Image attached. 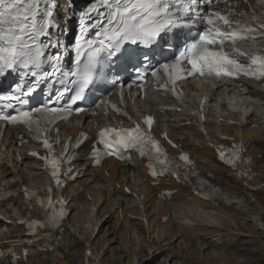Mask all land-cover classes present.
I'll return each mask as SVG.
<instances>
[{"label": "snow or ice", "instance_id": "snow-or-ice-1", "mask_svg": "<svg viewBox=\"0 0 264 264\" xmlns=\"http://www.w3.org/2000/svg\"><path fill=\"white\" fill-rule=\"evenodd\" d=\"M101 7L106 8L105 12H98L97 6L93 4L86 11L80 12L81 20L89 17L92 12H98L96 23L92 27L99 28L94 39L84 40L87 48L84 49L81 41L75 43L77 54L76 68L71 73H63L65 77L69 75L75 77L73 83L78 84L76 94L71 98V105L77 104L84 99L85 89L93 83L98 75L101 57L104 62H113L114 60L131 62L137 57V52L130 45L152 47L165 38L178 26L187 24L189 21L185 16L193 11L197 0H98ZM206 4L212 5L214 0H205ZM261 6H264V0H260ZM41 0H0V75L8 70L19 71L20 68L29 69L23 75L36 76V72L31 68H40L45 53L44 44L38 43L39 37L48 36L49 28L55 24L53 8L55 0H50L47 7L40 8ZM219 3V0H216ZM227 4V0H225ZM73 9L65 7L64 11L70 12ZM43 12L45 19L38 21L37 17ZM246 13L236 12L234 7H227V11H211L206 15H199L197 19L206 25L204 30L193 38L179 52V55L172 64H162L152 75H157L159 71L167 75L168 82L162 85L164 88L171 86L175 91V81L183 78L181 73L187 72L188 76L193 75H215L217 77L237 76L240 74L253 77L264 78V55H253L248 63H241L240 56H246L247 52L237 47L239 42L264 40V22L256 21L255 26L247 25L244 27H233L241 24L242 21L237 16L243 17ZM106 21V24L104 23ZM195 23L196 21H191ZM84 26L81 24V39L84 37ZM102 37V39H99ZM231 42V51H226L224 45ZM55 47L57 45L52 44ZM51 61H59V54L47 57ZM143 59L147 60L145 55ZM187 62L190 66L185 69L182 64ZM136 71L141 73L137 79H142V69ZM49 74H45L47 76ZM54 75V73H52ZM44 77L35 80L28 88V92H23L21 86L16 87L18 95L3 96L0 100L16 101L23 105L26 100L21 96H26L37 88ZM116 81H113L115 83ZM136 81L134 80L133 83ZM63 83V81H61ZM142 87V85H141ZM68 91V89H65ZM63 97V92L57 94V100ZM52 101L31 109V111L18 112L17 115H0V120L11 123H24L30 128L35 127L37 139L40 133L47 131V125L53 123L57 118H63L70 115L71 105L63 108L49 107ZM7 107H13L11 103ZM77 112H83L84 109L77 107ZM145 123L149 129L153 123L151 116L146 117ZM101 142L109 151L106 154L118 155L121 148H138L141 155L156 154V159L162 164L161 157L166 158V154L159 142L154 140L150 134L141 130L137 124L131 129L105 128L99 133ZM86 139V137H85ZM82 142V141H81ZM45 148L52 150V144L47 139L43 141ZM147 149V151H146ZM34 155L36 153H33ZM220 158L225 159L226 163L235 165L240 156L238 151H232L226 159L225 151H220ZM47 159V158H45ZM181 160L191 164L189 157L185 154L180 157ZM98 162V161H97ZM54 177L58 176V160H50ZM166 170V169H162ZM70 171V169H69ZM247 175V173H244ZM153 176L158 175L154 169ZM57 179V183H59ZM63 213H60L62 216ZM57 216L50 218L52 226L57 227ZM39 223V222H37ZM41 227L45 225L41 224ZM90 255V253H89Z\"/></svg>", "mask_w": 264, "mask_h": 264}, {"label": "bare ground", "instance_id": "bare-ground-1", "mask_svg": "<svg viewBox=\"0 0 264 264\" xmlns=\"http://www.w3.org/2000/svg\"><path fill=\"white\" fill-rule=\"evenodd\" d=\"M229 1V3H231L232 0ZM229 3L227 4L228 6L231 5ZM243 4L247 5L248 3L244 0ZM258 4L261 8H264V6H261V2ZM250 91L251 92H248L251 95L257 96L258 100L255 101L258 106L259 103L264 100V92L256 88ZM258 110L260 109L255 107L252 112L254 113ZM187 118L186 115H175L173 121H171L170 118L168 120L173 124H177L185 121ZM262 119H264V117L256 116V114H251L250 116V122L255 123L256 126L263 125L262 128L258 129L247 127L242 132L241 128H239V131L235 128H225L232 129V133H236L237 136H241L244 139L250 154H254V152L257 153L258 150H263L262 152L264 153V121H262ZM211 128H213L211 135L218 137L216 132L218 126L213 124ZM182 135L185 136V139L180 140V142L189 146L190 149L194 151V158L198 160L202 169L208 173L209 178L216 184L222 186L226 194L238 198L240 205L238 207H236V204L231 207H220L213 205L211 202L199 201L197 199L199 197L196 198L195 195L192 194L191 187L183 188L185 193L173 198L171 201L161 202L155 196V190L157 188L145 183V179H147L146 174L143 172V169H140V185L138 187L141 188L137 193L139 195L140 192H143L145 194L144 201L147 202V205L143 209H140L141 212H139L137 200L126 195H121L120 189H118V191L116 190L113 196L111 192L101 193L98 197L99 202L93 205V209L96 210L94 213L92 212L91 215L93 214V217L99 216L96 225H99L102 217L106 219L104 221L106 227L101 231L100 235L99 231L98 235L93 239L94 245L99 244V241H101L103 246L108 244L106 252L102 255L104 263L108 260L107 258L111 252L126 250L127 254L130 253L131 256H134L131 264H149L150 261H154V259H157L162 254H165L161 256L165 257V261L158 263V260V264H178L179 261H185L182 259H186L187 257L190 258L192 255H190L191 251L195 252L201 245V250L205 247L210 249L214 244L224 242L226 235L230 236L232 232H221V225H223V230L235 229L237 231L236 236H247L240 230L242 225L240 219H242L243 222L245 221L246 224H254L256 227L264 230V200L261 199V196L264 194V186L262 190L254 192L249 189L247 185H244L241 178L233 173L231 174L229 170L220 166L215 161L216 155L214 151L205 145L207 143L206 136L200 133L196 125L185 127L182 131ZM256 163L261 172L258 178L260 181H264V155L262 160L256 159ZM23 168L24 167L21 165H14L4 169V173L9 178L12 176L11 170H16L19 172V177L23 182L29 181V179H33V181L43 179L37 172L29 171V169L23 170ZM113 178L116 182L122 181L121 177H116V175L113 176ZM101 180L105 186L113 182L112 178L109 180L102 178ZM133 185L130 184L129 187L132 188ZM169 185L173 186L176 184L171 181ZM8 186L13 187L12 183H8ZM8 186L6 190L3 189L0 194L6 196L4 199L6 202L12 200L13 203L17 204L15 196H18L19 193L15 195L14 190L9 189ZM95 190L97 189H93V191ZM18 192H20V190H18ZM12 201H9L10 204ZM189 208L194 209V214H191ZM100 213L102 215H100ZM141 213H145L148 219L143 221L141 217H135L137 214ZM163 216H170L169 221L162 223L161 220L158 222L159 218ZM166 224H169V227L167 229L162 228ZM12 231L14 232V230ZM219 232H221V236L217 237L218 239L211 238V235H218ZM4 234L12 233L10 230H7ZM131 234L135 235L133 239L135 246L133 250L129 252L127 244ZM140 235L144 236V240L148 242L149 248L145 250L142 249V243L137 239L141 237ZM130 242H132L131 239L129 240V243ZM143 252L144 256L141 257ZM195 253L197 254V252ZM45 256H47V259ZM32 257V261L29 264H46L47 261H49V263L51 262V264H81L77 262L76 256L61 251L42 254L35 248L32 250ZM227 257L224 256L223 258ZM216 258L217 255L209 254L203 262L205 264H218L216 261L220 260ZM153 264H155V262Z\"/></svg>", "mask_w": 264, "mask_h": 264}, {"label": "rangeland", "instance_id": "rangeland-1", "mask_svg": "<svg viewBox=\"0 0 264 264\" xmlns=\"http://www.w3.org/2000/svg\"><path fill=\"white\" fill-rule=\"evenodd\" d=\"M261 199L264 200V194L261 196ZM241 224V228L243 227V229H245L242 232H244L247 236H227L226 242H218L214 244V246L210 247V249L205 247L201 250L202 245L200 247L198 246L199 248L195 251L197 254L191 251L190 255L192 254L193 256L191 255L190 258L187 257V261L186 259H182L185 261L181 262L178 260V264H205L203 260L209 254H213L215 256L217 255L216 259L220 260L216 261L218 264H264V230L256 227L254 224H246L245 221H241ZM228 237L230 238L228 239ZM162 255H160L157 259H154L155 261L152 262H155V264L158 260V263L164 262L165 257H161ZM224 256L229 257L223 258ZM133 257L134 256L128 255L125 252L115 251L113 254H109L107 258L108 260L105 264H131L134 259ZM152 262H150V264Z\"/></svg>", "mask_w": 264, "mask_h": 264}]
</instances>
